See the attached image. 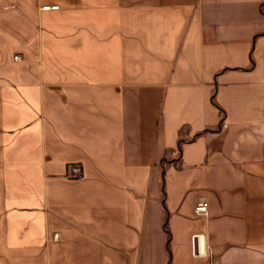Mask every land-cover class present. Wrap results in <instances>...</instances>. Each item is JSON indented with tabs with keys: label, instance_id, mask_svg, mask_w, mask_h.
I'll return each mask as SVG.
<instances>
[{
	"label": "crops",
	"instance_id": "0c3cea01",
	"mask_svg": "<svg viewBox=\"0 0 264 264\" xmlns=\"http://www.w3.org/2000/svg\"><path fill=\"white\" fill-rule=\"evenodd\" d=\"M0 264H264V0H0Z\"/></svg>",
	"mask_w": 264,
	"mask_h": 264
},
{
	"label": "built area",
	"instance_id": "2783aa9c",
	"mask_svg": "<svg viewBox=\"0 0 264 264\" xmlns=\"http://www.w3.org/2000/svg\"><path fill=\"white\" fill-rule=\"evenodd\" d=\"M41 10H54V9H57V5H43L40 7ZM16 58V57H14ZM71 176L72 177H75L77 176L78 174V170L76 167H72L71 170ZM207 209V203L205 200L203 199H200L196 202L194 208H193V212L194 214L196 215H206V210ZM195 241H196V244H195V248H194V251H193V254L196 255V256H200V255H203L204 254V250H203V239H202V235L201 234H195L192 236ZM52 240L56 241L58 240V235L57 233H53L52 234Z\"/></svg>",
	"mask_w": 264,
	"mask_h": 264
},
{
	"label": "trees",
	"instance_id": "16d2710c",
	"mask_svg": "<svg viewBox=\"0 0 264 264\" xmlns=\"http://www.w3.org/2000/svg\"><path fill=\"white\" fill-rule=\"evenodd\" d=\"M181 132H183V131H181V128L178 130V134L180 135L181 134ZM179 141H181V140H179ZM178 141V142H179ZM177 147H179V146H177ZM172 162L175 164V163H177V160H172Z\"/></svg>",
	"mask_w": 264,
	"mask_h": 264
}]
</instances>
